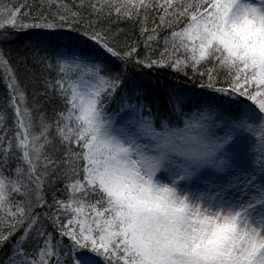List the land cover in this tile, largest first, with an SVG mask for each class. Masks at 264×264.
<instances>
[{
  "label": "snow or ice",
  "instance_id": "obj_1",
  "mask_svg": "<svg viewBox=\"0 0 264 264\" xmlns=\"http://www.w3.org/2000/svg\"><path fill=\"white\" fill-rule=\"evenodd\" d=\"M0 87V264H264V0H0Z\"/></svg>",
  "mask_w": 264,
  "mask_h": 264
},
{
  "label": "trees",
  "instance_id": "obj_2",
  "mask_svg": "<svg viewBox=\"0 0 264 264\" xmlns=\"http://www.w3.org/2000/svg\"><path fill=\"white\" fill-rule=\"evenodd\" d=\"M13 2H15V0H13ZM67 2H71V0H67ZM122 27H124V25H121ZM35 37V33L34 32H29L28 34H22L19 38V40L17 41L16 44L12 45L11 47L16 48L26 42H28L29 40L33 39ZM3 91V88L0 87V92Z\"/></svg>",
  "mask_w": 264,
  "mask_h": 264
}]
</instances>
